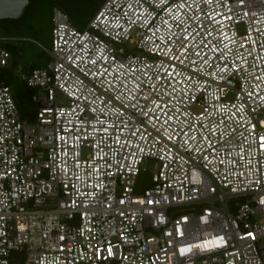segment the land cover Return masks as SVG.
I'll return each instance as SVG.
<instances>
[{
    "label": "built area",
    "instance_id": "built-area-1",
    "mask_svg": "<svg viewBox=\"0 0 264 264\" xmlns=\"http://www.w3.org/2000/svg\"><path fill=\"white\" fill-rule=\"evenodd\" d=\"M51 27L21 75L33 121L0 83V264H264V0H104Z\"/></svg>",
    "mask_w": 264,
    "mask_h": 264
},
{
    "label": "rangeland",
    "instance_id": "rangeland-1",
    "mask_svg": "<svg viewBox=\"0 0 264 264\" xmlns=\"http://www.w3.org/2000/svg\"><path fill=\"white\" fill-rule=\"evenodd\" d=\"M51 6L47 2H41L34 12L28 16L25 21V26L16 30L11 38L10 42L17 48V56L14 59L16 68L11 70L10 83L12 93L14 88H17L23 84L21 81V75L27 72L23 71L24 68L33 66L41 69H46L49 62L48 51L51 48ZM30 73V72H29ZM27 73V74H29ZM26 74V75H27ZM1 78H7V74L1 73ZM143 168L147 173L154 170L153 161H144ZM149 175H141L139 178V184L143 186H137V192L142 191L148 186ZM264 244V239L260 243Z\"/></svg>",
    "mask_w": 264,
    "mask_h": 264
},
{
    "label": "trees",
    "instance_id": "trees-1",
    "mask_svg": "<svg viewBox=\"0 0 264 264\" xmlns=\"http://www.w3.org/2000/svg\"><path fill=\"white\" fill-rule=\"evenodd\" d=\"M41 2H47L51 6V11L54 7L59 8L69 17V20L78 28L83 27L95 14V12L100 8L104 0H31L30 4L27 6L25 13L18 20H0V38H5L6 41L2 42L4 49L10 52L11 54V67L0 69L1 73L7 74V78L0 77V83H3L9 86L10 83V74L11 70L16 68L14 62L15 57L17 56V48L10 42L12 34L20 29L22 26H25V21L30 14L34 12L36 7ZM37 67H27L23 71L29 73L31 70L36 69ZM26 73V74H27ZM34 90L26 87L25 84L14 88L13 97L14 101L20 112L22 120L26 122H31L34 120L37 107L32 102V95Z\"/></svg>",
    "mask_w": 264,
    "mask_h": 264
},
{
    "label": "water",
    "instance_id": "water-1",
    "mask_svg": "<svg viewBox=\"0 0 264 264\" xmlns=\"http://www.w3.org/2000/svg\"><path fill=\"white\" fill-rule=\"evenodd\" d=\"M31 0H0V20H18Z\"/></svg>",
    "mask_w": 264,
    "mask_h": 264
}]
</instances>
